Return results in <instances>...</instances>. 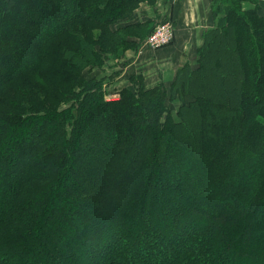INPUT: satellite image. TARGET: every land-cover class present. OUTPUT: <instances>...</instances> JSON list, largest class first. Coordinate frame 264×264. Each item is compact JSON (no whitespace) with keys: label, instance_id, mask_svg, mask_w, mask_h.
Here are the masks:
<instances>
[{"label":"trees","instance_id":"1","mask_svg":"<svg viewBox=\"0 0 264 264\" xmlns=\"http://www.w3.org/2000/svg\"><path fill=\"white\" fill-rule=\"evenodd\" d=\"M139 1L0 0V264H264V15L213 0L174 120L163 85L108 101L85 71Z\"/></svg>","mask_w":264,"mask_h":264},{"label":"rangeland","instance_id":"2","mask_svg":"<svg viewBox=\"0 0 264 264\" xmlns=\"http://www.w3.org/2000/svg\"><path fill=\"white\" fill-rule=\"evenodd\" d=\"M156 1H159V0H140L137 4H134L132 6L133 8H135L132 11L133 13H127L125 16H123L124 19H120L119 21H116L115 23H113V28H115V27L117 28L119 26H122V27L125 26V27H124V29L119 31L120 33L118 35H115V36L109 35V36H106V37L103 36L102 38L101 37L100 38H101V41L105 40L106 43L103 42L105 45L114 46L116 51H113V49H112L113 52L108 53L107 56H105L103 58H100L102 55L100 56V54H99L98 59L101 62L100 65H89L86 67L85 71H86V74L88 75V77H91V78L95 77L96 78V80L99 83V85H98L99 89L104 91L105 98L108 101L119 99L121 96V91L126 87L132 88V89L136 88V90H138V92L141 93V92H144V90H142L143 86H145L147 89H152V88L163 85V87L166 88V90H167V95H164L162 93H161V95H162L163 99H166V105H167V108L169 109V111L172 113L171 114L172 119L180 120V116H179L178 112H179L180 107L183 103L182 98L179 96L178 93H175L172 91L173 80L171 81V83H168V85L162 83L163 82L162 76L164 73L163 68L169 69L170 65H174V63H173V58L175 55L174 49L173 48L167 49L168 48L167 46L175 41L176 26H175V23H174L172 18H168V19L160 18L161 20L158 19V22H157V20H156L157 17L153 18L155 20L152 19V21H151L152 24L149 25V23H151V22H148L145 19H147L148 14H151L153 12H151V10H150L151 8H145L144 5L142 4V2H147L148 4L155 6ZM102 4L103 3H101V7H105L106 4L105 5H102ZM152 6H150V7H152ZM156 6L158 7V5H156ZM245 6L249 8L252 6V3H246ZM245 6L242 3V7H245ZM248 8H243V10H246ZM255 8L257 9V6ZM259 8L260 9H257L259 11V13L261 15H264L263 12L260 11L261 7H259ZM77 9H79V6L77 7ZM97 12H94V13L97 14ZM166 21H168L170 23L172 22L174 24V39L171 40L169 43H166V44H158V43L154 42L155 39H154V35L152 34V32L154 31L156 25L164 23ZM63 24L60 23L58 25V27L63 26ZM88 25L90 27L93 25L95 26L94 29L91 30L92 33H93V31L98 30V29H99L98 31H103V30H101L100 25H98V24L92 23V24H88ZM30 27L32 28V26H30ZM31 28H29V30H31ZM79 28H80V30H84V28L81 26ZM125 28H127V29H125ZM54 29L55 28L52 27L49 31L46 32V34L49 36L53 32ZM25 34H28V32H25ZM123 35H125L123 39L128 41V42L124 43L121 41L120 38H122ZM101 36H102V34H101ZM127 36H130L133 38L131 40H127ZM27 37H29V36L27 35ZM18 42H20V40ZM115 44L116 45L118 44V46H115ZM15 47H17V46H15ZM199 48L200 47L197 48L196 53H198ZM122 49H123V51H122ZM119 50H121V51L118 52ZM142 50L144 51V57L146 59H151V57L154 56L153 58H154L156 63L152 64L153 65L152 68H154L156 71V75H157L156 84H152L153 82L148 80L147 75H146L148 73V71L146 68L142 67V64L137 63V65H136L138 53L141 52ZM51 51L52 52L50 53V58H49L50 63L49 64H51L52 67H51L50 72H51V76H55L54 74L58 75V72H60V70H63V68L61 66L60 56H58L56 54L55 49H53ZM186 52H187V54L190 53V51L188 49H186ZM196 53L192 52L189 55V57H190L189 59L192 62L191 61H188V62L190 64H192L193 66H197V64H198V55ZM18 58H19L20 62L25 63L28 59V56L24 55V54H22L20 57H18V55H15V57L13 56L14 61L15 60L17 61ZM130 59H133V62L135 63L134 66L125 64V62L130 60ZM183 64L184 63H181L180 66L177 68L176 74L174 76V80L176 78V75H177L180 67ZM146 67H149V66H146ZM167 71H168V73H170L172 70L169 69ZM80 88H82V86ZM144 95H145V92H144ZM191 99H192L191 95L185 96V101L188 102ZM143 100H144V98L142 97V101ZM71 102L72 101H70V103ZM144 103H145V100H144ZM208 107H209V105H208ZM201 112L204 113V111H202V110H201ZM207 113L210 114V111H207ZM166 115H167V112L162 116L163 121L166 120ZM70 128H71V126H70ZM26 136H29L28 131L24 133L25 139H28V138H26ZM84 137H85V135H84ZM132 138L133 139L134 138L140 139V140H137L136 146H141L142 136H141L140 132L135 133ZM114 139L115 138L109 139V142H112ZM230 140H231V138L227 139V141H230ZM130 141H131V139L127 138V142H130ZM103 142H106V140ZM230 144H232V143H230ZM221 146H223V145L221 144ZM8 147H10V146L8 145ZM187 148H189V146H186L187 151L184 150L185 153L182 154L183 156L179 155V154H178V156H176V155H174L173 152H171L172 158L176 162H178V158L184 159L185 157L188 156V149ZM86 151H87V149H85V152ZM227 158H228L229 165L232 164V165L240 166L243 162H246L244 159H241L242 157L240 155H230L229 154ZM185 159H187V158H185ZM70 160H71V158H70ZM201 161L203 162V160H201ZM251 169H255V168L251 167ZM6 173L8 174V176L11 177V170L10 169L9 170L6 169ZM62 186H63V184H62ZM41 236H43V235H41ZM60 241L62 242V240H60ZM72 248L73 247H71V250H72ZM11 255H12V258L17 256L14 253H12ZM21 264H26V260L24 259V261Z\"/></svg>","mask_w":264,"mask_h":264},{"label":"crops","instance_id":"3","mask_svg":"<svg viewBox=\"0 0 264 264\" xmlns=\"http://www.w3.org/2000/svg\"><path fill=\"white\" fill-rule=\"evenodd\" d=\"M246 3H252V6L248 8L245 6ZM142 4L145 8H151L150 10L153 12L147 15V19L145 20L148 22H151L155 17H157V22L160 18H172L176 26L175 41L167 46V49H174V65L169 66V69L172 70L170 73L167 71L169 69L163 68L162 83L168 85V83L174 80V76L180 64L191 61L189 55L192 52L196 53L197 48L203 44V33L215 26L216 19L214 18L212 9L213 0H159L155 3L158 7L156 5L152 6L147 2H142ZM243 4L245 6L243 8L248 9L255 8L256 6L261 7L260 11L264 14V0H244ZM151 24L152 22L149 23V25ZM186 49L190 51L189 54H187ZM153 57H151V59H146L144 57V51L142 50L138 53L136 65L137 63L142 64V67L146 68L148 71L146 74L148 80L152 81V84H156L157 75L155 69L152 68V64L156 62ZM125 64L134 66L135 63L133 59H130L126 61Z\"/></svg>","mask_w":264,"mask_h":264},{"label":"built area","instance_id":"4","mask_svg":"<svg viewBox=\"0 0 264 264\" xmlns=\"http://www.w3.org/2000/svg\"><path fill=\"white\" fill-rule=\"evenodd\" d=\"M154 39L158 44H166L174 39V24L171 22H164L156 25L152 32Z\"/></svg>","mask_w":264,"mask_h":264}]
</instances>
